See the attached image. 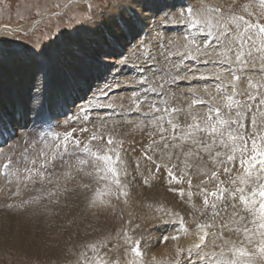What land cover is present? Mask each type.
Returning a JSON list of instances; mask_svg holds the SVG:
<instances>
[{
	"label": "snow or ice",
	"instance_id": "1",
	"mask_svg": "<svg viewBox=\"0 0 264 264\" xmlns=\"http://www.w3.org/2000/svg\"><path fill=\"white\" fill-rule=\"evenodd\" d=\"M235 5L236 0L227 7L200 0L193 6L186 0L139 5L137 11L131 4L105 0L97 6L102 16L116 9L106 18L122 33L135 31V68L129 71L139 79L125 83L138 85L126 110L138 116L123 122L147 137L141 147L149 173L144 183L163 173L168 190L191 209L188 227L180 213L162 205L157 208L180 225L159 221L173 228V234L159 242L177 241L164 264H264V0H258V6L256 0H247L239 11ZM144 21L147 25L137 30ZM119 63L128 67L129 61ZM191 80L213 83L180 89V82ZM107 97L106 89H97L65 123H87L90 110L112 107L105 102ZM40 104L41 97L35 93L30 116ZM6 118V113H0V121ZM100 119L86 139L74 134L89 133L87 127L41 131L30 142L25 134L19 156L7 155L0 162V177L16 184L15 195L20 194L21 185L33 190L29 185L39 184L34 190L51 199L73 191L67 184L82 175L92 183L77 180L76 187L90 193V208L111 207L112 199L121 197L127 204L125 141L107 128L106 118ZM140 167L138 160L137 172ZM195 179L199 182L194 183ZM195 197L200 198L199 204ZM139 228L129 222L115 237L85 244L78 264H146L143 246H150V241L144 232L135 235ZM181 237L189 239L187 246L178 243ZM153 264L160 262L154 257Z\"/></svg>",
	"mask_w": 264,
	"mask_h": 264
},
{
	"label": "bare ground",
	"instance_id": "2",
	"mask_svg": "<svg viewBox=\"0 0 264 264\" xmlns=\"http://www.w3.org/2000/svg\"><path fill=\"white\" fill-rule=\"evenodd\" d=\"M135 1L136 0H127V2H129V4H131L132 6H135L136 4ZM139 3H140V0H139ZM219 3L222 4L221 1ZM119 4H124V3L121 2ZM145 5H148V4H145ZM226 5H232V4L230 3ZM115 11L116 9H110L108 13L109 12L114 13ZM107 14L105 13L106 16ZM99 18L100 17H97L96 21L99 20ZM106 22L108 23L110 22V20H107ZM144 22L146 23V21ZM112 24L113 22L110 23V27H112L111 26ZM139 25L140 24H138L137 27H139ZM18 30H19V26L18 27H13V26L0 27V38H4V39L10 38L13 35H15L17 32H19ZM95 30L96 28H92L91 35H87L86 39L88 40L92 39L94 37ZM99 35L100 33L99 34L96 33V39L88 42V46L86 47L87 50H85V54L82 53L81 51L76 55L71 54V56L67 58L66 62H64L63 60L64 62L62 64L63 69H64L63 72H59L56 69V67L53 66L52 68L50 66V69L48 70L49 71L52 70L53 71V72L51 71L52 74L48 75L49 77L48 78L46 77L44 81L41 80L42 82H40L39 85H36V90H33L34 92L30 93L26 91L25 89H24V92L26 91L27 93H24V92L18 93L16 90L11 91L9 90V88L12 87V83H13L12 80L9 78L0 79V113H4L3 110L6 111L8 109L9 111H7L6 114L12 113L10 117H7L3 121H0V128H3L4 126H11L13 129H17L20 132L22 129L16 126L18 122L16 123L14 121L13 114H18L19 118L23 119L24 121H26L29 117H31L30 116V111H31L30 101L32 99V96L35 93H38L39 95L43 94L44 89H45L46 95H48V98L50 100L57 98L59 100V103L56 106L52 107L48 105V102L50 100L46 99L39 105V107L36 110V113L40 111L41 110L40 108L42 107L44 113L40 117L41 120L43 119L45 124H50V127H51L50 129H54L57 132L64 124H66V126H69L71 128L76 126L75 124L71 125V122L65 123V120L68 118L74 117L77 114L78 106L85 104V102H82L76 105L77 102H81L82 98H80V96L82 93L85 92V91L82 92V88H85L86 91L88 92L89 90L91 91V89L93 90L92 92L88 94L89 97H91L93 92H96L97 89L104 88L108 91V97L105 101L107 104L113 103L114 105H120V106H123L124 104H126V106H130V103H129L130 97L132 96L133 91H136L137 90L136 88L138 87L132 89V87L128 85L129 83L128 84L125 83V85L116 87L115 82H120V81L124 82L123 78L115 79L114 78L115 75L114 76L107 75L106 78H104V80L102 81V83L100 84L97 83V87L93 85L94 87L91 86L90 89L88 90H87L88 85L85 84L84 81L79 80L80 78H82L81 71L78 70L79 68L78 69L75 68L78 66L79 63L89 62L90 67H93L95 71L100 66H102V68L104 69L108 65V63H110L113 59L112 56L109 55L111 53L109 52V49L107 48L108 40L101 41V39H99L100 38ZM68 39H69V36H68ZM72 41H73V38H72ZM53 44L55 45V43ZM49 47L51 48L50 44H49ZM55 48L53 49L51 48L52 53ZM9 53L11 56V52ZM57 53L58 52L56 51L55 54L53 55H56ZM93 53H96L97 57L95 59H88V57L92 56ZM21 54H24V53H21ZM125 57L127 58V55ZM119 58H120L119 61H121V59L122 60L125 59V58L123 59L122 57H119ZM131 58H133V56H131L129 59L131 60ZM117 64L120 65V63H117ZM73 66L75 67L72 68ZM121 67L123 66L121 65ZM126 68L128 67H123L121 69L122 71L119 72L118 74V76L120 75L119 77H127V75L125 74L128 72L126 71ZM128 69H131L130 66ZM1 70L2 71H0L1 73L0 75H3L2 73L6 72L8 76H10L9 69H6L5 67V68H2ZM108 72L113 73V71L111 70H109ZM130 81H133V78H131ZM208 81L209 80H204V82H208ZM108 85H112V87L108 88ZM2 86L5 88H2ZM127 88H131L130 90L132 91L128 92ZM7 97L11 98L12 103L9 105L10 108L4 109V104L2 102H5V101L8 102V100H6ZM89 97H86L84 100L86 101ZM71 104H75V105L73 107H70ZM62 107L67 108L69 110L68 111L63 110L64 111L63 112L60 110ZM25 109H29V111H26ZM93 110L96 112L97 108L90 110L89 116L90 114L91 116H94V117L98 116L95 112L94 113L92 112ZM120 111L122 112L118 111L116 113H113L114 117L116 116L114 119V122L117 121L118 119H129L130 118L129 116H127L126 110L123 109ZM21 112L22 114H20ZM130 114L132 115L133 119L135 120L137 119V116H138L137 113L132 112ZM134 114H136L137 116H134ZM107 121H104V122L106 123ZM79 122H83V121H79ZM99 125L100 124L95 125L93 127L95 128V127H98ZM63 128H64L63 131H67L65 127ZM41 131H44V130H41ZM25 134L27 133L22 130L19 134L20 136L19 140H16L15 142H13L14 141L13 140L12 143L9 145H6L7 147L5 148L4 147L2 148V145L3 144L5 145L9 141H5L3 144L0 145V161L3 160L4 156L12 155L13 158H15L18 155V152L20 154V152L23 150V147H24V145L22 144V139L25 136ZM30 135L31 134H29V136ZM75 135L81 137L82 133H78V134L75 133ZM29 136L27 134L28 140L30 142L33 137L31 138ZM125 160L127 161L128 159H125ZM131 174H130V178H131ZM77 180L80 181L81 183H92L90 179L83 177L82 175H77L76 180L69 182L67 184V187L70 189H73V191L63 194V195H59L58 197H54L53 200H57L58 202L56 203L51 202L46 209H43L41 214H34V212H31L29 213V216L27 215V209L31 208L37 202V201H31V199H29V201L31 202L28 204H22V201H16L15 202L16 204L7 210L4 216L7 217L8 215H11L12 217L10 216L9 217L10 219L13 218V220L11 221L9 220V222L11 223L8 222V223L1 224L0 231L3 232L2 233L3 237L1 234L0 236L1 237L0 264H37V263L38 264H70V263L72 264L79 258L80 253H81V247H83L85 244L100 240L110 235L112 237H115L117 230L121 229L123 226H126L129 222H131L132 227H135L136 224L141 225V228L136 229V232H135V235L139 236L141 232H144V233L147 232L148 227L160 221V219L166 220L167 217L162 216V214L157 211V208L161 205L165 209H170L173 212L179 213L182 210V208L180 209V206L182 205H184L187 209L191 211L187 203L182 201L180 197L177 200L178 203L172 204L170 207L169 204L172 203V200H174L172 197H171L172 200L170 196L167 194H165L166 197H164L162 196L161 191H158V190L153 191L152 193L149 189H145V186L135 188V189L129 188V191H128L129 194L126 197L128 201L127 204L124 203L125 198L121 197L119 200L112 199L111 207H107V208L91 207L90 208L88 206V199H87L90 196V193L87 191L78 189L76 187ZM64 186H65L64 182L61 181V187H64ZM47 187H52V186L50 185ZM93 187H95L94 183H93ZM184 187L187 188V185L185 184ZM28 192L30 194L32 193L31 190H28ZM37 195L42 196V193L38 192ZM14 198L15 196H13L12 200H14ZM21 198H25V197H21ZM194 199H195V203L197 204L200 203L199 197H195ZM39 201H40L41 206L48 204V200L44 198L43 196ZM168 219H170V217ZM163 226L164 225H162V227ZM176 243L177 241L170 240L166 248L164 247L165 248L164 249L165 251L163 252L164 255L161 258H159V256L155 257L156 261H159L160 264H162L167 259H169L173 253V248ZM178 243L184 246H187L189 244V239L181 237ZM150 246L147 247V250L151 248ZM149 264H153V263L150 262Z\"/></svg>",
	"mask_w": 264,
	"mask_h": 264
},
{
	"label": "rangeland",
	"instance_id": "3",
	"mask_svg": "<svg viewBox=\"0 0 264 264\" xmlns=\"http://www.w3.org/2000/svg\"><path fill=\"white\" fill-rule=\"evenodd\" d=\"M70 1L71 0H3V2H0V27H4V26L18 27L19 26V30H18L19 32H17L12 37L7 38V39L0 38V71H2L1 70L2 68L6 67V69H9V72H10L9 73L10 76H8V74L6 72H3L2 73L3 75H0V79L9 78L12 80V82H13L12 87L13 88L10 87L9 90H11V91L16 90L18 93L24 92V89L30 93L34 92L33 90H36V85H39V83L44 81L46 77L47 78L49 77L48 75L52 74L51 73L52 70L51 71L48 70V69H50V66L52 68L54 66V67H56V69L59 72H63L64 69H63L62 64L67 61V58L70 57L71 54L76 55L77 49H79V52L82 51V53L85 54V50H87L86 47L88 46V42L96 39V33H98V34L100 33V35H99L100 38L99 37L98 38L101 39V41H105V40L107 41L108 40V47L107 48L109 49V52L111 53L109 55L112 56L113 59L104 68L105 70L102 68V66H100L94 71L93 67H90L89 62H81L78 64L77 67H75V66L72 67V68L75 67L76 69L79 68L78 70L81 71V77L82 78H80L79 80L84 81V83L88 85L87 90L90 89L91 86L97 87V83L98 84L102 83V81L104 80V78H106L107 75H113V76L115 75L114 76L115 79L123 78L124 82L119 80L121 85H125V81H128V80L130 81L131 78H133V81L134 80L136 81L139 79V75L136 72H132V71L129 72V69H128L129 66L131 69L135 68V64L132 63V61L135 60V57L132 55V46L134 45V43H136V41H135L136 39L134 38L135 37V31H127V32L122 33L119 29L116 28L114 22L111 25L112 27H110V23L112 21L107 23L106 21L108 19L105 18V17H107L105 15V13L107 14L108 11H110V9L106 10L102 16L101 9L99 7H97V6H102L105 3V0H80L79 2H76V3H73L72 5H69L68 8H66L63 12H61L59 14H55L56 11L60 10L65 4L69 3ZM212 1H214V0H212ZM212 1L208 0L209 3H215L218 5H223L225 7L229 6L226 4H230V3L233 4V0H217V1L215 0L216 2L215 1L212 2ZM220 1L222 2V4L219 3ZM115 2L116 3L122 2L124 4L125 3L129 4V2H127V0H115ZM135 2H136V4L133 7H135L137 11H140L139 5L148 4V5L152 6V5L163 4V3H173V2L182 3V2H186V0H140V3H139V0H136ZM191 2L194 6H198L197 4H199L200 0H191ZM245 2H247V0H236L235 7H236L237 11H239L240 5L242 3H245ZM89 4H91L93 6L91 9L89 8ZM256 4L258 6V0H256ZM112 9H114V8H112ZM153 10L155 11L156 9H153ZM41 16H42V19L40 20V22L36 23L33 27H30L31 23ZM97 17H100V18H99V20L96 21ZM147 23H148V21H146V23L143 22L142 24H140L139 27H137V30L143 26H146ZM92 28H96V30L94 31L95 34H94V37L92 39L88 40V39H86L87 38L86 36L91 35ZM68 36H69L70 40L68 39ZM72 38H73V41H72ZM80 38H82V39H80ZM173 38H175V34H173ZM75 41H76V43H75ZM51 43L52 44L55 43V45L57 44L58 46L57 45L55 46L54 44L52 45ZM49 44H50L52 49L57 47L54 49L53 53H52L51 48L49 47ZM77 44H78V46H77ZM58 47L61 49H59ZM69 47H71V48H69ZM42 50H44V51H42ZM55 50L58 53L56 55H53L56 52ZM124 50L126 51V53ZM34 51L39 52L40 55H34L33 54ZM48 51H49L50 55H49ZM127 51L129 53L131 52L130 55ZM9 52H11V56H10ZM21 53H24V54H21ZM126 55H127L128 61H129L128 68H126V71H128V72L125 73L127 75V77H119L120 75L118 76V74H119V72L122 71L121 69L123 67H121V64L118 65L117 63H119V60H120L119 57H122L123 59L124 58L127 59L125 57ZM47 56H49V57H47ZM131 56H133V58H131V60H130L129 58ZM96 57H97V54L93 53V55L89 56L88 59H95ZM43 59H45L46 61ZM132 59H134V60H132ZM63 60H64V62H63ZM131 63H132V65H131ZM69 67H67V68H69ZM69 69H71V68H69ZM109 70L113 71V73L108 72ZM128 77H129V79H128ZM212 83H213V81H211V80H209L208 82H204V80H191V81L180 82L179 87L182 90L187 89L188 87L203 88V87L208 86ZM78 85H80V84H78ZM128 85L130 87H132V89L138 87V85H134V84H128ZM2 88H5V87L2 86ZM127 89H128L127 90L128 92L132 91V90H130L131 88H127ZM136 89H138V88H136ZM26 91L24 93H27ZM92 91L93 90L91 89V91L89 90V92H88V91H86L85 88H82V92H84L80 96V98H82V100H81V102H77L76 105L79 103H82V102H86L84 99L86 97H89L88 94ZM118 93H120V92H118ZM42 95H43V97H42ZM74 95H75V93H74ZM40 97H41V103L46 99L50 100L48 98V95H46L45 89H44L43 94H40ZM6 100H8V102L7 101L2 102L4 104V109L10 108L9 105L12 103L10 97H7ZM58 103H59V100L57 98H54L48 102V105L54 107ZM74 105L75 104H71L70 107H73ZM111 105H112V107H110V108H107V107L106 108H97L96 112L93 110L92 112L93 113L95 112L98 116L94 117V116H91V114H90V120L87 123L77 122V123H71V125L75 124L76 125L75 128L87 127L90 130L89 133H82V136H81L82 139H86L87 136L90 134L91 130H93V128H94L93 126L101 123L100 118H106L105 121L108 120L106 122L107 128L109 130L114 129L115 132H117L121 136H123L122 138L125 141V143L123 145V147L125 149L124 158L128 159L127 165H128V171L130 173L124 179L126 180V182L128 184V191H129V188L135 189V188L145 186V189H149L152 193H153V191L158 190V191H161L162 196L166 197L165 194H167L170 196V198L172 197L174 200H172V198H171L172 203L169 204L170 207L172 204L178 203L177 200L179 199V195L168 190L169 186L165 182V177H164L163 173H161L157 179L151 180L150 184L146 185L144 183V178L147 177L149 175V173H148V164L141 157V147H142V145L147 143V137L144 136L139 131L134 130L133 125L125 124L123 122L125 119H118L117 121L114 122V119L116 116L114 117L113 113H116L118 111L122 112L120 110H123V109L127 110V108L129 106H126V104H124L123 106L114 105L113 103ZM64 107H62L60 110L61 111H63V110L68 111L69 110V109L64 108ZM40 109H41L40 111H38L34 116L29 117L26 121H24L23 119H20L18 114H15L16 118L14 119V121L16 123L18 122L20 125H24L25 127H20V128L24 132H26L28 134V136H29V134H31L29 136L31 138L36 136L39 132H41V130L56 131L54 129H50L51 128L50 124H45L43 119L41 120L40 117L44 112H43L42 107ZM25 110L29 111V109H25ZM7 111H9V109L6 111L3 110L4 113H6ZM11 114L12 113H8L7 117H10ZM20 114H22V112ZM126 114H127V116L130 117L129 119L135 120V119H133L130 112H126ZM134 116H137V115L134 114ZM121 117H123V116H121ZM63 127H65V129L67 131L71 129V127L66 126V124H64L59 129L58 132L63 131V129H64ZM14 130H15V135L12 137V139L8 143H6L5 145H2V148L7 147L6 145L11 144L13 140H14L13 142H15L16 140H19V137H20L19 134L22 130L20 132L17 129H14ZM105 143H106V140H105ZM22 144L23 145L25 144L24 139H22ZM17 156H19V152H18ZM15 158H13V159H15ZM138 160L140 161V165H141L139 173L136 172L137 170H135L136 169L135 166H136V163ZM0 162H2V161H0ZM130 174H131V178H130ZM194 182L198 183L199 181H198V179H195ZM29 186H30L29 189H33V190H31L32 191L31 194L28 192V190H26L23 187V185H21L20 194L15 195L14 193L16 192V187H17L16 184L12 183L11 185H9L5 182V179L3 177H0V200H1L0 201V216L2 217V219L0 217V228H1L2 223H8L9 220L10 221L13 220V218L10 219V217H12L11 215H8L7 216L8 218L6 216H4L7 212V210L9 209V207H7V205H9V204L15 205L16 201H23L24 199L29 200L35 195L38 196L37 195L38 192H36L34 189L39 188L40 185L37 184L35 186H32V185H29ZM173 187L178 188V187H180V185H173ZM208 187L211 188V185H209ZM3 196L7 199H5ZM13 196H15L14 200H12ZM21 197H25V198H21ZM44 198H46L48 200V204L41 206L40 201H37L31 208L27 209V215L28 216H29V213H31V212H34V214H41L43 209H46L48 207V205L54 199V197L51 199L47 198V197H44ZM181 208H182V210L180 211L181 213L179 212L180 215L181 216L184 215L182 217H184L186 225L188 227L189 226L191 227V219L189 216V213L191 211L189 209H187L184 205L180 206V209ZM13 214H15V213H13ZM168 218L169 217H167L166 220H171V223L173 225H175L176 227L180 226L178 220H176L175 218H170V219H168ZM9 223H11V222H9ZM160 225H161V227H160ZM149 227H148V231L144 233L145 236L148 238V240L151 241L150 242L151 248H149V250H147L148 245H145L143 247V249H144L143 260L146 262V264H149L150 262L153 263L154 257L159 256V258H161L164 255V253H163L165 251L164 249L166 248L167 244H169L171 239L164 241L162 243L159 241L162 239L163 236H165V235L170 236L173 234V228L172 227H170L168 225H164L162 227V224H159V221L156 222L155 224H153L152 226H149ZM157 227H159V230H157ZM2 233L3 232L0 231V236ZM150 235H152V236H150ZM2 237H3V234H2ZM0 241H1V237H0ZM83 250H84L83 247H81V251H83ZM146 251H147V253H146ZM78 259L75 262H73L72 264H78ZM162 264H164V262Z\"/></svg>",
	"mask_w": 264,
	"mask_h": 264
},
{
	"label": "water",
	"instance_id": "4",
	"mask_svg": "<svg viewBox=\"0 0 264 264\" xmlns=\"http://www.w3.org/2000/svg\"><path fill=\"white\" fill-rule=\"evenodd\" d=\"M80 0H71L69 3L65 4L60 10L56 11L55 14H59L63 12L66 8H68L69 5H72L73 3L79 2ZM46 16V15H45ZM42 19V16L33 21L30 25V27H33L36 23H39L40 20Z\"/></svg>",
	"mask_w": 264,
	"mask_h": 264
}]
</instances>
